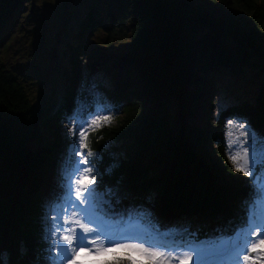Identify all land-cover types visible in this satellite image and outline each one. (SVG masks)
I'll return each mask as SVG.
<instances>
[{
  "label": "trees",
  "instance_id": "1",
  "mask_svg": "<svg viewBox=\"0 0 264 264\" xmlns=\"http://www.w3.org/2000/svg\"><path fill=\"white\" fill-rule=\"evenodd\" d=\"M26 1L0 0V48L8 22ZM115 1L121 13L109 8L107 20L89 14L69 45L68 86L56 111L36 105L24 83L0 60V264H36L45 168L52 147L64 135L67 143L61 126L86 92L81 83L87 70L88 80L101 72L114 83L109 89L99 85L91 103L108 97L117 118L126 114L124 122L89 132L93 150L101 151L110 138L124 140L115 154L102 152V187H127L129 204L150 195L146 206L153 211L151 226L161 230L190 227L199 239H208L220 236L218 228L229 236L240 223L247 198L243 181L248 178L233 170L226 155L225 124L238 117L264 136V83L256 102L232 105L217 121L205 110L202 127L174 120L173 103L195 114L196 105L208 101L201 85L220 69L261 66L264 73V0ZM126 21L130 36L121 62L126 72L134 73L127 80L115 64L97 58L98 53L105 56L103 47L95 45L96 54L85 61L89 34L103 29V45L118 46L120 23ZM51 138L52 145H46Z\"/></svg>",
  "mask_w": 264,
  "mask_h": 264
},
{
  "label": "snow or ice",
  "instance_id": "2",
  "mask_svg": "<svg viewBox=\"0 0 264 264\" xmlns=\"http://www.w3.org/2000/svg\"><path fill=\"white\" fill-rule=\"evenodd\" d=\"M87 80L85 74L81 88ZM112 110L103 105L95 110L77 107L68 118L67 147L58 171L56 194L42 209L36 264H73L81 252L100 255L111 249L135 252L146 264H256V259L264 257V136L247 121L239 124L243 140L236 151H231L233 145L229 144L228 158L233 170L248 178L243 181L247 198L241 205L240 223L229 236L218 228L219 237L213 234V238L200 240L190 227H143L153 220V211L146 206L151 203L150 195L139 204L130 199L128 207L115 211L113 200L119 204L128 193L120 185L102 187L104 173L97 163L109 145L93 153L87 143V130L107 122L110 117L102 113ZM257 252L254 259L251 254Z\"/></svg>",
  "mask_w": 264,
  "mask_h": 264
},
{
  "label": "rangeland",
  "instance_id": "3",
  "mask_svg": "<svg viewBox=\"0 0 264 264\" xmlns=\"http://www.w3.org/2000/svg\"><path fill=\"white\" fill-rule=\"evenodd\" d=\"M109 8H113L114 12L121 13V5L115 0H27L22 9L10 19L5 29L4 44L0 48V60L24 83L31 100L36 105H45L48 84L44 83V88L36 84L34 81L35 75H50L53 65L60 57H62L61 62L63 66L60 68L59 77L61 88L55 96L56 107L63 102L67 89L64 66L69 61L67 57L68 47L75 41L77 33L82 29L81 24L85 18L93 14L97 18L107 20ZM120 25L121 28L118 34L120 37L119 44L112 48H107L103 45V40L107 33L103 29H98L93 34H89L90 38L86 41V44L90 55L85 61L89 63L92 60L91 55L95 53L93 49L95 45L103 47V51L101 50L100 52H104L105 56L98 53L97 58L110 61V66L115 64L114 66L118 67V70L124 71L125 79L127 80L131 79L134 75L133 72L132 74L128 71L126 72L127 68L121 62L130 36L129 23L128 21L121 22ZM260 67L243 66L239 67L235 72L229 69H220L217 73L210 75L203 82L200 89V91H204L203 96L208 98L206 104H197L194 108L195 114H191L186 110L180 109L178 104L173 103V106L176 108H173L174 120L182 118V122L186 125L189 122H194L202 127L205 125L203 121L205 110L210 111V120L215 121L224 109L235 103L244 101L254 102L261 85L264 83V73ZM89 73V70H87L86 75H89ZM134 79H137V77H134ZM99 84L113 88L112 85L114 83L109 77L98 73L94 74L84 85L86 92L79 96L77 107L86 108L90 106L91 100L95 99L96 96L92 95V93L95 92ZM107 100L108 98H105L104 102L107 103ZM94 103L101 104L103 101H95ZM102 114L108 115L110 119L107 122L102 121L101 125L117 124L119 121L124 122L123 119L126 115L122 113V116L117 118L113 113L107 112ZM228 120H226L225 137L227 140L226 155L229 156V144L233 145L231 151H236L238 150L237 145L243 140L241 136L242 129H240L239 124L244 121L234 119V123L229 125L227 123ZM67 124L68 122L61 126V131L65 132ZM64 137L65 135L61 138L60 145L52 147V152L57 151L62 154L57 155L56 159H54V156L51 157L50 166H47L48 168L44 175L46 179L45 183L39 191L40 195L43 194L46 200L56 194L58 171L67 147ZM52 141L53 138L49 139L45 144L51 146ZM123 142L124 140L119 138H110L106 142V145H109L105 149L106 152L109 155H113L117 147ZM87 143L88 150L96 153V151L91 149L92 144L88 141ZM60 148H63V150H60ZM214 157L215 159L219 158L217 154H214ZM120 186L123 187V185ZM39 223L41 224V222ZM5 254L3 253L4 260L7 258ZM251 255L256 259L258 252ZM260 259H264V257ZM260 259H256V264H260ZM117 261H119V264H131V261H135L136 264H146L143 257L137 255L135 252L122 249H117V253L115 254L105 252L100 255H85L81 252L73 264H116Z\"/></svg>",
  "mask_w": 264,
  "mask_h": 264
},
{
  "label": "clouds",
  "instance_id": "4",
  "mask_svg": "<svg viewBox=\"0 0 264 264\" xmlns=\"http://www.w3.org/2000/svg\"><path fill=\"white\" fill-rule=\"evenodd\" d=\"M51 157V156H50Z\"/></svg>",
  "mask_w": 264,
  "mask_h": 264
}]
</instances>
